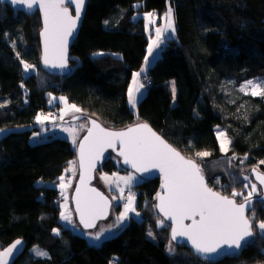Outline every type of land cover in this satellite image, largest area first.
<instances>
[{"label":"trees","instance_id":"1","mask_svg":"<svg viewBox=\"0 0 264 264\" xmlns=\"http://www.w3.org/2000/svg\"><path fill=\"white\" fill-rule=\"evenodd\" d=\"M169 4L177 38L166 39L160 58L147 68L151 86L144 82L145 95L132 108L128 89L148 59L145 16L156 14L159 25ZM41 30L39 13L28 16L0 4V129L36 125L52 98L63 97L110 128L148 123L199 163L209 185L223 195L232 197L241 175L264 172V96L239 89L247 80L264 79V0H88L66 76L42 68ZM21 60L34 70L25 73ZM216 126L231 141L227 152ZM36 131L0 143V251L17 239L27 243L15 264H264V236L216 262L185 245L169 254L171 226L158 227L162 219L155 205L160 179L134 187L139 216L99 246L89 244L63 227L61 203L55 202L61 189L53 187L77 152L61 137L33 142ZM205 151L210 155H196ZM99 171L129 172L110 155ZM253 212L264 222V201L254 204L250 218ZM34 246L49 257L34 258L29 253Z\"/></svg>","mask_w":264,"mask_h":264},{"label":"snow or ice","instance_id":"2","mask_svg":"<svg viewBox=\"0 0 264 264\" xmlns=\"http://www.w3.org/2000/svg\"><path fill=\"white\" fill-rule=\"evenodd\" d=\"M13 5L21 4L26 6V9L31 11L38 8L43 13V32L44 37V52L43 63L50 68L65 69L68 67V42L72 37L77 23L80 20L83 11L85 0H11ZM66 5H74L75 15L73 16L70 7ZM153 14H149L148 19L151 21ZM166 28L156 29V40L152 41V45L159 47L162 31L170 30L175 32L173 12L169 7L166 15ZM107 23V21H105ZM150 45L147 52L148 56L153 53V46ZM19 55V54H17ZM149 61L145 57V67L141 72H146ZM23 70L28 73L34 70V66L21 60ZM140 72L133 76L132 86L128 89V102L132 108H135L138 102L140 90L145 87L140 80ZM172 90L175 93V82H172ZM253 96L264 95V84L247 81L241 88ZM66 105L64 110H72L80 112L81 109L75 104L68 105L65 98H60ZM3 105H0L2 107ZM63 116H61V119ZM78 118V117H77ZM49 119L47 116H38L37 121L41 124ZM92 128L89 130L84 143L76 144L75 129L69 127L63 131L68 132L72 137V143L79 150V164L85 169V175L90 179V171L94 170L95 162L102 158L103 152L107 148L115 150L116 144L119 143L121 151L119 155L123 156V162L131 165L136 172L144 173L152 169L159 170L163 174L164 184L167 195H157L156 199L159 204L156 207L169 220L173 221L175 226L171 230V240L176 241L177 237H185L191 242L192 247L197 253L209 254L217 253L220 249L227 247L228 249L241 248V242L247 237L253 235L252 219L255 218V213H252L250 219L246 216V208L251 203V197L257 191L256 185H251V191L245 196L243 192L237 193L233 191L232 197L240 195L244 198L243 203H237L234 198L223 196L219 192L213 191L207 186L204 181L201 167L192 159L185 158L176 151L173 147L167 144L160 136L147 124H138L135 127H129L126 131L113 132L108 131L95 121H92ZM0 129V132H3ZM224 134L221 133L220 136ZM231 141L221 140V150L227 152V145ZM199 157L210 155L208 152L196 153ZM246 158V157H245ZM87 162V163H86ZM264 163V161H261ZM77 161L69 162L67 171L75 174ZM255 172V169H253ZM258 178L264 185V175H259ZM60 188H66L64 176L60 178ZM107 180L108 177H102ZM125 185H130L135 179L134 176L119 177ZM247 179V177H245ZM80 184L85 191L76 190V211L80 215V223L85 228L94 227V221L99 218H104L110 208L109 200L104 197L96 189H87L85 176L82 175ZM119 187V185H117ZM248 187V185H245ZM121 198H123V189H120ZM91 194V195H90ZM67 199V197H65ZM123 212L116 217L118 222H123L128 219V213L134 212L137 216L134 207V196L130 194L124 204ZM197 217L199 219H197ZM61 219L72 224V217L65 211L61 212ZM185 220H191L190 225H185ZM164 221L158 223V227H163ZM258 228L264 231V222L258 223ZM56 235H60L59 230H54ZM103 233H98L94 240L99 241ZM149 236L153 233L149 231ZM21 244L20 240L15 241L10 247L0 251V264H8V258L13 255L14 250ZM38 256H47L48 254L40 249L33 250ZM168 251L173 252L171 244L168 246Z\"/></svg>","mask_w":264,"mask_h":264},{"label":"rangeland","instance_id":"3","mask_svg":"<svg viewBox=\"0 0 264 264\" xmlns=\"http://www.w3.org/2000/svg\"><path fill=\"white\" fill-rule=\"evenodd\" d=\"M169 7H171L172 12H173V19H174V27H175V32H171L170 30H166V31H162V35L164 37V39L160 40L159 42V47H156L155 45H152V41L156 40V30H155V34L150 36V45L153 46V53L151 56H148V61L149 64H153L156 62V60L158 58H160L161 56V52L163 50V47L165 45L166 39H175L177 38V25H176V20H175V15H174V10L172 8V6L169 4ZM168 7V9H169ZM168 11V10H167ZM166 11V13H167ZM163 17V22H162V27L161 29H165L166 28V20H165V15ZM145 21H146V25L150 24L151 21L149 19H147V16H145ZM154 22V26H157L159 21H152ZM149 26V25H148ZM150 29V27H149ZM157 29V28H156ZM151 30V29H150ZM14 48H17V43L14 42L13 43ZM152 62V63H151ZM140 80L142 83H146V77L144 72H140ZM133 80V79H132ZM247 81H255L261 84H264V79H250ZM246 81V82H247ZM244 82L240 87V91L241 88L245 85ZM132 85V83H131ZM145 85V84H144ZM131 87V86H130ZM144 91H146L145 87L143 89L140 90V93L142 94ZM243 93L246 94L245 91H241ZM138 95V99L140 98V95ZM248 94H250V91H248ZM253 96V95H252ZM263 97L264 95H256V97ZM66 100V99H65ZM140 100V99H139ZM67 101V100H66ZM138 103V102H137ZM68 105H70L67 102ZM66 109V105L65 103L60 99L52 98L51 101V105H50V109L49 112L45 113L43 112V116H47L49 117V119L45 120L43 124L39 123L37 121L38 127L35 128L34 130H37L34 135H33V142H41L44 141L52 136H56V137H61L64 139H67L72 143V137L68 134V132L63 131L64 128H73L75 129V134H76V144L79 145V141L81 140V138L85 135V133L88 131V127H89V121H88V116L85 112H83L82 110L80 112H74L72 110H67V112H65L64 110ZM41 116V115H39ZM61 116H63V118L61 119ZM78 117V118H77ZM219 142L221 144V140L222 139H227L230 140L229 137L227 136V134L222 130V128L220 126H216L215 127ZM223 133V136H220V134ZM74 149L77 152V147L74 146ZM231 147V143L227 145L228 150ZM227 150V151H228ZM225 152V151H224ZM112 156V155H110ZM114 157V156H112ZM116 160L117 158L114 157ZM77 161V160H75ZM118 161V160H117ZM119 167L122 169L121 165L118 162ZM127 171V170H126ZM131 175L134 176V182L133 184H131L128 187L122 188V186L116 181L115 176L116 175ZM64 176V183L66 185V188L63 190V196L60 198L59 202L61 203V212L65 211V205L67 206V213L71 215L72 217V224H68V222L63 221L61 219V222L63 224L64 228H70L72 229L76 234L83 236L85 238H87L89 244L91 245H95V246H99L102 241L108 239V238H112L116 235H118L129 223L130 219L133 216H137L136 213L134 212H129L128 213V219L124 220L123 222H118L116 217L119 216L123 210H124V197L121 198V193H120V189H123V194L125 190H133L135 191L136 197L134 198V207H135V203H136V199H137V192L134 189V187L138 184H140L143 179L142 177H140L138 174L134 173V172H126V173H114V174H108V173H104L101 171H97L96 174V186H98L101 190H103L107 195H109L111 197L112 200V210L110 213V216L107 220H103L100 221L97 226L94 229L88 230L83 228L80 223L77 221L76 217H75V213L73 210V205H72V201H71V196H72V192L75 186V183L77 181V177H78V162L76 164V170H75V174H73V172L71 171H66V173L63 175ZM102 177H108L107 180L102 179ZM245 177H247V179H245ZM240 182H238L239 185H241L240 188H237L235 190V192L240 193L243 192L244 195L246 196L247 193L249 191H251V185L255 184L257 191L253 193L252 197H256L258 195L261 194V189L260 187L257 185V183H255V181L252 179L251 173L249 172L248 174H243L240 176ZM61 183V182H60ZM60 183L58 184H54L53 187L55 186V188H58L59 190L60 188ZM117 185H119V187H117ZM245 185H248V187H245ZM65 197H67V199H65ZM251 197V198H252ZM234 198H236L239 202H243L244 198L240 195L235 196ZM62 200V202H61ZM58 202V203H59ZM160 218L164 221V225H168V223L160 216ZM251 219V218H250ZM253 222V228H254V238L252 239L251 242L255 241L257 238H260L262 236H264V231H261L258 228V221H256L255 219H252ZM263 222V221H261ZM60 232V231H59ZM103 233V235L101 236V239L99 241L94 240L92 237H94L96 234L98 233ZM170 244L172 245L174 251L173 252H169V254H173L176 252V247L177 245L174 244L173 242H170ZM40 249L44 252H46L45 250L41 249L38 246H34L31 249H29V253L34 257V258H42V259H46L49 257V254L47 256H38L35 254V252L33 251L34 249Z\"/></svg>","mask_w":264,"mask_h":264},{"label":"water","instance_id":"4","mask_svg":"<svg viewBox=\"0 0 264 264\" xmlns=\"http://www.w3.org/2000/svg\"><path fill=\"white\" fill-rule=\"evenodd\" d=\"M0 4L1 5L10 6L14 11H16V12H22L25 15H28V16H32V15H34L36 13H39L40 14V17H41V21H42V30L40 31V35H39L40 36V45H41V66H42V68L45 71H47V72H49V73H51L53 75H57V76H66V75L70 74V72H71L70 62H69V58H70V48L72 47L73 43L76 41V39L79 36L80 30H81V27L83 25V21H84V18H85V14H86V10H87V5H88V0H85L84 7H83V11L81 13L80 20L77 23V27H76V29H75L72 37L69 38V42H68V67L65 68V69L50 68V67L45 66L44 63H43V52H44V37L42 36V32H43V13L38 8H34L33 10L29 11V10L26 9V6H24V5H21V4L13 5L11 3V0H0ZM66 6H69L70 7V11H72V14L74 16L75 15L74 5H66ZM87 119L89 121L88 131L81 138V140L79 141V144L84 143V140L87 137L89 130L92 128V123H91L92 121H95L97 124L100 125V127L104 128V129H106L108 131H113V132L126 131L129 127H135L138 124H147L152 129L153 132H155L158 136H160L171 147H173L174 149H176V151L180 152V154L182 156H184L185 158L191 159V158L187 157L186 155H184L181 151H179L173 145H171L161 134H159L151 125H149L146 122H139V123L130 125V126L126 127V128H122V129H114V128H110V127L106 126L105 124H103L97 118L88 116ZM37 127H38V125H32V126H28V127L2 128L4 131L3 132H0V143L3 142L5 139H7L8 137H10L13 134L31 132V131H33ZM120 151H121V146L119 145V143L116 144L115 150H113V148H107V149H105V151L103 152L102 158L99 159V160H97L95 162L94 170H91L90 171V174H89L90 175V179H89L88 178V175H85V169L80 167V164H79V156H80V153H79V150L77 148L78 177H77V181L75 183V186H74V189H73V192H72V196H71L73 210H74L75 217H76L77 221L80 223V215L76 211V208H77V205H76V190L77 189H81L82 193L85 191V189L82 188V186L80 184V179H81V176L82 175L85 176L86 188L87 189H93V188L96 189L97 192H100L104 197H106L109 200L110 205H111L110 208L108 209V212H107L106 217L99 218V219H96L94 221V224H95L94 227L85 228L84 225L80 223V225L83 228H85V229H88V230L94 229L100 221L107 220L109 218V216H110V213H111V210H112V207H113L111 197L109 195H107L103 190H101L95 184L97 171L99 170V168L101 167V165L104 163V161L106 160V158L108 157V155H112V156L116 157L117 160H118V162H119V164L121 165L122 169L127 170L129 172H134V173L138 174L140 177H142L143 180L160 179V191L158 192V194L159 195H167L165 189L162 187V185L164 184L163 174L160 173L159 170L152 169V170H150L148 172H144V173L136 172L135 169H133L131 167V165L125 164L123 162V159L124 158H123V156L119 155V152ZM197 164L199 165V163H197ZM201 169H202V167H201ZM202 174H203L204 181L207 184V186L209 188H211L213 191L219 192V191L215 190L213 187H211L209 185V182H208V180H207V178H206V176H205V174L203 172V169H202ZM259 175H264V172H262L260 170H255V172L252 171V173H251L252 179L255 181V183H257V185L261 189V194L258 195V196H256V197H252L251 198V203H250L249 207L246 208V212H245L246 216H248V217H249V213L254 208V204L257 201H264V185L261 184L260 179L258 178ZM220 194L223 195L222 193H220ZM223 196H227V195H223ZM230 198H234V197H230ZM234 199L236 200V202L238 204L244 202V201L243 202H239L236 198H234ZM158 204H159V201L156 199L155 200V205H158ZM156 212H157V214L159 216H161L171 226V230H172V227L175 226L174 222L171 221V220H169L167 217H165L164 214L161 213L157 207H156ZM197 219H199V218L197 217ZM191 223H192L191 220H185L184 221V224L185 225H190ZM252 231H253V235L251 237H247L246 238V242L245 241H242L241 242V245H242L241 248H239V249H228L227 247H225V248L220 249L217 253H209V254L197 253L195 251V249L192 247L191 242L188 241L185 237H177V240L176 241H172V240L171 241L173 243H175L176 245H185V246H187L199 258H201V259H203L205 261H208V262H216V261H221L224 258L234 257V256H237L238 254H240L241 251L246 246H248L251 243L252 239L254 238L253 222H252ZM170 236H171V231H170ZM17 240H20L21 241V244L17 246V249L16 250H14L13 255L8 258V264H15L19 260V258L24 255V253L27 250V243L23 239H17ZM17 240H15V241H17ZM14 242H12L11 244H9L6 248L10 247Z\"/></svg>","mask_w":264,"mask_h":264},{"label":"crops","instance_id":"5","mask_svg":"<svg viewBox=\"0 0 264 264\" xmlns=\"http://www.w3.org/2000/svg\"><path fill=\"white\" fill-rule=\"evenodd\" d=\"M148 16L149 15H147V19H148ZM164 17V16H163ZM159 20V18H158V16L156 15V14H153V16H152V19H151V23L150 24H148L147 25V29H148V32H149V35L151 36V35H153V34H155V30H156V28H161L162 26V22H163V18L161 19V22H160V24L159 25H157V26H154V22H152V21H158ZM149 27H150V29H149ZM162 39H164V37L163 36H161V39L160 40H162ZM149 44H150V41H149ZM152 63V62H151ZM150 65H152V64H149L148 63V65H147V68L150 66ZM143 73V72H142ZM145 73V72H144ZM132 86V85H131ZM144 95H145V93H144V91H143V93L140 95V100L144 97ZM138 99V102L140 101ZM127 176H129V175H116L115 176V179H116V181L122 186V188H125V187H128V186H130L131 184H133V182H134V180L131 182V184L130 185H125L124 184V182L122 181V180H119L118 178L119 177H127Z\"/></svg>","mask_w":264,"mask_h":264},{"label":"built area","instance_id":"6","mask_svg":"<svg viewBox=\"0 0 264 264\" xmlns=\"http://www.w3.org/2000/svg\"><path fill=\"white\" fill-rule=\"evenodd\" d=\"M146 79V78H145ZM146 82H147V84L149 85V86H151V82L149 81H147V79H146ZM64 192V191H63ZM62 190H60L59 192H58V194H57V198L55 199V202L56 203H58L59 202V200H60V198L63 196L62 194ZM130 194H132L133 196H134V198L136 197V194H135V191H133V190H125L124 191V194H123V197H124V202L126 203V201H127V197L130 195Z\"/></svg>","mask_w":264,"mask_h":264}]
</instances>
